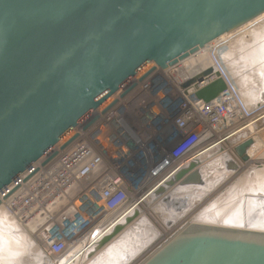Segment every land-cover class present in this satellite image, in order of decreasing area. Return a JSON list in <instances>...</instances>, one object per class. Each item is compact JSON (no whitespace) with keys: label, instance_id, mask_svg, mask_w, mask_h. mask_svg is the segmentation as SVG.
<instances>
[{"label":"water","instance_id":"95a60500","mask_svg":"<svg viewBox=\"0 0 264 264\" xmlns=\"http://www.w3.org/2000/svg\"><path fill=\"white\" fill-rule=\"evenodd\" d=\"M263 15L264 0H0V193L149 64L167 70ZM213 58L248 114L264 108V21L217 46ZM226 89L217 79L194 99L208 104ZM254 144L234 148L238 161H249ZM200 156L149 197L167 229L206 188L207 162L218 158L216 174L239 170L222 146ZM159 239L134 209L84 261L115 253L113 264H135L148 252L140 264H264V232L190 223L153 249Z\"/></svg>","mask_w":264,"mask_h":264},{"label":"built area","instance_id":"2783aa9c","mask_svg":"<svg viewBox=\"0 0 264 264\" xmlns=\"http://www.w3.org/2000/svg\"><path fill=\"white\" fill-rule=\"evenodd\" d=\"M205 49L167 70L149 64L0 193V207L14 219L37 222L34 240L50 264L73 257L84 261L86 251L134 209L160 233L153 249L160 246L187 224L191 210L167 229L168 216L155 212L157 204L148 206L150 195L178 167L219 145L238 161L234 148L260 118L245 111L212 56L206 69L191 66ZM209 69L212 75L199 85L183 87ZM217 79L227 89L216 100L194 99L196 91ZM150 96L158 106L148 118ZM214 162L221 171L218 158ZM149 212L156 217L147 218Z\"/></svg>","mask_w":264,"mask_h":264},{"label":"rangeland","instance_id":"374dc122","mask_svg":"<svg viewBox=\"0 0 264 264\" xmlns=\"http://www.w3.org/2000/svg\"><path fill=\"white\" fill-rule=\"evenodd\" d=\"M262 21H264V15L260 17L259 19L255 20L254 22L241 28L237 32L231 35H228V36H224L220 38L219 40L211 43L209 46H207L206 51L200 55L203 56L207 53L208 55H210V57L212 56L213 58V51L217 46L231 41L232 39H234L235 37H237L238 35L242 33H246L248 29H250L251 27L257 25L258 23ZM199 56H197L196 58H193L194 60L191 59L190 63L199 61V58L201 57ZM212 58L209 61L210 66L213 63ZM149 98H150V104L148 102L146 113L145 111L141 112L140 109H137V112L140 111L139 114L145 113V115L148 118H151L152 117L151 111L156 112L155 110H156V105L158 106V102L154 104L152 103L154 101V97L150 96ZM155 99H156V96H155ZM256 113H257V118L264 115V108L257 111ZM248 123H250V120H248L246 124ZM244 133L246 135L247 140L252 139L255 142L253 148L249 151L250 160L246 163H242L239 161L240 162L239 164H241L239 165V170L233 174H230L229 176L227 175L224 178H222L224 176L223 175L222 177H219V179H217L218 177H214L212 181H210V179L208 178L209 181L208 180L207 181L209 183L208 184L209 189L206 190V188H208V185L205 189H203L204 191L207 192V196H205L204 198L197 197L198 199L196 201L194 200L195 202H192L193 206H191L190 208L191 211H189L185 217L187 224H190V223L206 224V225H213V226H220V227L247 229V230L264 232V192L259 193V191L255 187L256 185H253V180L250 177H248L250 179H248L247 181L245 180L247 185H245L246 183L241 184L242 180H240L243 178L244 176L243 174H246V172L248 170L250 171L251 167L254 166L251 164L252 162L250 163V161L256 160V158L259 157L258 156L259 154H257L258 151L261 154L260 159L264 160V147L261 144V142H259V138H260L259 136L264 137V119H260L254 122L252 125H250L249 127L245 129ZM260 146H262V149L260 148ZM214 161H215L214 159L210 160V163H207L208 167L211 166V164ZM214 163H213L214 167L213 166L211 167L210 174H211L212 169L216 171L217 173L220 170L219 168L220 166L217 164L215 165ZM249 165L250 166L252 165V166L250 167ZM246 178L247 177H245V179ZM216 180H219V181H216ZM216 182H219L217 184V187L212 188L216 186L215 185ZM232 190L235 191V193L233 192L234 193V194L232 193L233 195L227 196V194ZM236 194H239V195L236 196ZM259 202H262V203H259ZM239 205H240V208H239ZM238 208L240 211L237 212L236 210H238ZM150 216L152 217V219L156 217L152 212H149V214H147V218L151 219ZM229 216L230 218L234 217L237 219H235V221L227 220ZM238 217H239V220H238ZM15 221L16 220L10 217L9 214L6 213L3 208L0 209V264H26V263L27 264L29 263L30 264H34V263L40 264V262H42L40 259L42 257V254H41L42 250L37 245L35 240H33L32 237L28 236V234L26 233V230H23L20 227V225H18ZM28 250L30 252H28ZM30 253H33L32 254L33 257L34 256L36 257L33 258L30 255ZM99 256L100 255L98 254L93 259L87 262L82 261L81 264H89V262L91 264L93 261H95L94 264H98L96 260H98ZM26 257L28 258V261L26 260L27 259ZM115 257H116V254L112 253L106 256L105 259L104 258L103 260L101 259V262L99 260V262L100 264H106V262L107 264H113L115 262ZM145 258L137 261V263L135 264H140ZM30 260H33V261H30ZM20 261L22 262L20 263Z\"/></svg>","mask_w":264,"mask_h":264},{"label":"bare ground","instance_id":"6f19581e","mask_svg":"<svg viewBox=\"0 0 264 264\" xmlns=\"http://www.w3.org/2000/svg\"><path fill=\"white\" fill-rule=\"evenodd\" d=\"M205 51H206V49H205ZM201 56V55H200ZM199 56V57H200ZM194 60V59H193ZM211 60V57H210V55H208L207 53L205 54V55H203V56H201L200 58H199V61H197V62H192L191 63V66H195V67H197V68H195V69H197L198 70V68L200 69V70H203V69H206V68H208V67H210V65H209V61ZM243 136H246V135H244V134H242ZM256 136V135H255ZM260 138H259V142H261V144L263 145V147H264V137H261V136H259ZM257 138V137H256ZM255 139V138H254ZM218 147H221V145H219ZM215 148H217V147H215ZM215 148H213V149H211V150H209V151H214V149ZM260 148L262 149V146H260ZM260 151H262V150H260ZM207 153H209V152H207ZM206 153V154H207ZM225 153H227V152H225ZM253 153V152H252ZM257 154H259L258 156L259 157H257L256 158V160H251L250 161V163L252 164V165H254L253 167H251L250 165V167H251V172L248 170L247 172H246V174H243L244 176H243V178L242 179H240V180H242V183L241 184H244V183H246V181L248 180V179H252L253 180V185H256L255 187H256V189L259 191V193L260 192H264V160H261L260 159V156H261V154L259 153V151L257 152ZM255 156V155H254ZM200 157H202V156H200ZM200 157L198 156L197 158L198 159H200ZM196 159V158H195ZM254 159V158H253ZM250 160V159H249ZM207 163H210V162H207ZM206 163V164H207ZM214 163V162H213ZM213 163L211 164V167L213 166ZM240 162H236V164L237 165H241V164H239ZM262 163V164H261ZM208 167V164L207 165H205L204 166V168L205 169H207L206 171H207V175H208V178L210 179V181H212L213 179H214V177H218L217 179H219V177H222L223 175H221V174H216L217 172L216 171H214L213 169H212V171H211V174H210V171H209V169L207 168ZM214 167V166H213ZM216 172V173H215ZM230 175V174H229ZM228 175V176H229ZM247 175V176H246ZM225 176H227L226 174L222 177V178H224ZM245 177H247L246 179H245ZM248 177H250V178H248ZM221 179V178H220ZM208 180V179H207ZM224 180V179H223ZM239 180V181H240ZM246 180V181H245ZM209 181V180H208ZM208 181H207V183H206V187H207V185L209 184L208 183ZM216 181H219V180H216ZM251 181V180H250ZM241 182V181H240ZM240 182H239V184H240ZM219 182H216L215 183V187H212V188H216L217 187V184H218ZM249 184V183H248ZM245 185H247V183L245 184ZM250 185H251V183H250ZM242 186V185H241ZM220 187V186H219ZM237 187V186H236ZM205 189V188H204ZM207 189H209V185H208V188H206V190ZM219 189V188H218ZM239 190V189H238ZM242 190V189H241ZM244 190V189H243ZM200 191H201V194H195V196L192 198V201H191V206H193L192 204V202H195L198 198L197 197H201V198H204L205 196H207V192L206 191H204L203 189H200ZM204 191V192H203ZM227 192V191H226ZM231 192V193H230ZM228 194H227V196H230V195H233L234 193H235V191H230ZM234 192V193H233ZM233 193V194H232ZM238 193V192H237ZM240 194V193H239ZM239 194H236V196L237 195H239ZM248 195V194H247ZM252 195V194H251ZM227 196H225V197H227ZM195 200V201H194ZM199 202V201H198ZM259 203H262V202H259ZM150 204H152L151 202L150 203H148V206L150 205ZM151 206H153V204L152 205H150V207ZM243 206V205H242ZM238 207V206H237ZM2 207H0V209H1ZM239 208H240V205H239ZM239 208H238V210H236L237 212L238 211H240L239 210ZM148 210V209H147ZM147 210H144L143 211V213L145 214V212H147ZM153 210V209H152ZM6 213H8L6 210H4ZM149 211V210H148ZM160 212L161 211V208L160 207H158V206H155V212ZM230 213V212H229ZM9 214V213H8ZM231 215V214H230ZM9 216L10 217H12L10 214H9ZM236 217V216H235ZM13 218V217H12ZM165 218V217H164ZM199 218V217H198ZM14 219V218H13ZM141 219H143L145 222H148L149 224H151L147 219H146V217L143 215L142 217H141ZM235 219H237V218H230V216H229V218H227V220H230V221H235ZM16 220V219H15ZM238 220H239V217H238ZM18 225H20V227L23 229V230H26V233L28 234V236L29 237H32V239L34 240L35 238V231L37 230V222H35V223H21V222H18L17 220L15 221ZM235 223V222H234ZM196 224V223H195ZM7 225V224H6ZM202 225H206V224H202ZM227 225V224H226ZM209 226H213V225H209ZM215 227H220V226H215ZM226 228H229V227H226ZM233 229H237V228H233ZM240 230H247V229H240ZM249 231H253V230H249ZM257 232H263V231H257ZM160 234V233H159ZM12 239V238H11ZM17 241V240H16ZM29 245V244H28ZM30 246V245H29ZM40 247V246H39ZM40 249H41V247H40ZM31 250V249H30ZM42 250V249H41ZM13 252V251H12ZM11 252V253H12ZM28 252H30L29 250H28ZM21 254H22V252H21ZM33 253H30V255L33 257V255H32ZM39 254V253H38ZM38 254H37V256H38ZM41 254H42V252H41ZM8 255V254H7ZM29 255V254H28ZM36 255V254H35ZM21 256V255H20ZM30 256V257H31ZM34 257H36V256H34ZM33 257V258H34ZM25 258V257H24ZM27 258V257H26ZM33 258H31V259H33ZM23 259V258H22ZM41 259V261L42 262H40V264H46L47 262H46V260H45V258L43 259V257H41L40 258ZM43 259V260H42ZM101 259L103 260V257L102 258H100V256L98 257V260H96L97 261V263L98 264H100V262H101ZM25 260V259H24ZM27 261H28V258L26 259ZM36 260V259H35ZM99 260H100V262H99ZM30 261H33V260H30ZM37 261V260H36ZM49 261V260H48ZM80 261H82V258H78V259H76V258H70L67 262H64V263H62V264H74V263H79ZM16 262V261H15ZM22 261H20V263H21ZM26 262V261H25ZM34 263V262H33ZM95 263V261H93L91 264H94ZM27 264V263H26ZM30 264V263H29ZM35 264V263H34ZM89 264H90V262H89Z\"/></svg>","mask_w":264,"mask_h":264},{"label":"crops","instance_id":"0c3cea01","mask_svg":"<svg viewBox=\"0 0 264 264\" xmlns=\"http://www.w3.org/2000/svg\"><path fill=\"white\" fill-rule=\"evenodd\" d=\"M250 153V152H249ZM208 169H209V171L211 170V166H209L208 167ZM148 252H146L145 254H143L137 261H139V260H142L143 258H145L146 257V254H147ZM46 260V259H45ZM48 260H46V262H47ZM79 262V261H78ZM82 263V261H80L79 262V264H81Z\"/></svg>","mask_w":264,"mask_h":264}]
</instances>
